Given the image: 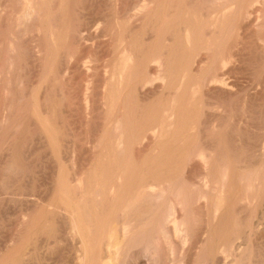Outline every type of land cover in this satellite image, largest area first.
<instances>
[{
  "label": "rangeland",
  "instance_id": "1",
  "mask_svg": "<svg viewBox=\"0 0 264 264\" xmlns=\"http://www.w3.org/2000/svg\"><path fill=\"white\" fill-rule=\"evenodd\" d=\"M46 1L0 0V264H264V0Z\"/></svg>",
  "mask_w": 264,
  "mask_h": 264
},
{
  "label": "bare ground",
  "instance_id": "2",
  "mask_svg": "<svg viewBox=\"0 0 264 264\" xmlns=\"http://www.w3.org/2000/svg\"><path fill=\"white\" fill-rule=\"evenodd\" d=\"M46 1V0H45ZM47 2V1H46ZM51 4V3H50ZM179 4V3H178ZM250 4V3H249ZM120 6V5H119ZM185 6V5H184ZM248 6V5H247ZM250 6V5H249ZM257 6V5H256ZM262 8V7H261ZM260 8V9H261ZM13 9V8H12ZM250 9V8H249ZM252 10H250V12L251 13H253V14H256L257 13V11H259L260 9L259 8H256V7H254V5H253V7L251 8ZM249 12V11H248ZM264 12V11H263ZM226 13V12H225ZM182 14V13H181ZM255 16V15H254ZM257 16V15H256ZM261 16V15H260ZM152 18V17H151ZM168 18V17H167ZM169 19V18H168ZM253 21V20H252ZM218 22V21H217ZM116 24V23H115ZM122 24V23H121ZM153 24V23H152ZM186 24V23H185ZM120 26V25H119ZM75 27V26H74ZM175 27V26H174ZM111 28V27H110ZM112 29V28H111ZM144 29H145V27H144ZM163 29H164V26H163ZM166 30H168V29H166ZM108 31V30H107ZM117 31V30H116ZM158 31H160V30H158ZM162 32V31H161ZM188 34V33H187ZM120 36V35H119ZM186 36V35H185ZM190 37V36H189ZM189 37L187 36V37H185L186 38V40L187 41H189ZM124 38V37H123ZM122 39V38H121ZM48 40V39H47ZM124 40V39H123ZM161 40H163L162 38H161ZM122 42V41H121ZM115 43V42H114ZM188 43V42H187ZM109 45V44H108ZM212 45V44H211ZM141 46V45H140ZM169 47H170V45H169ZM220 48V47H219ZM80 49H81V47H80ZM171 49V48H170ZM136 50H138V49H136ZM135 49H134V51H136ZM158 50V49H157ZM262 50V49H261ZM131 51V50H130ZM140 51V50H139ZM141 51H143V49L141 50ZM140 51V52H141ZM133 52V51H132ZM139 52V53H140ZM158 52V51H157ZM171 52V51H170ZM131 53V52H130ZM134 53V52H133ZM146 53V52H145ZM160 53H163V51L162 52H160ZM142 54V53H141ZM164 54V53H163ZM168 54V53H167ZM133 55H139V54H133ZM114 56H116V55H114ZM131 56H132V54H131ZM131 56H129V55H127V56H124L123 58H122V60H121V63L119 64V69H118V80H117V82H113L114 84L112 85V87H110V88H113V87H115V88H118V89H122V85L123 84H125V86H127V84L125 83L126 81H124L125 79H127L129 76H130V71H131V69H133L132 68V64L130 63L131 61V59L134 57H131ZM144 56V55H143ZM148 56V55H147ZM153 56H154V54H153ZM153 56H151L152 58H153ZM158 56H159V54H158ZM162 56V55H161ZM160 56V57H161ZM136 57V56H135ZM140 57V56H139ZM165 57V56H164ZM146 58V57H145ZM144 58V59H145ZM157 58V57H156ZM136 59V58H135ZM141 59H143V58H140L139 60H141ZM151 59V58H150ZM154 59V58H153ZM161 59V58H160ZM188 59V58H187ZM117 60H119V59H117ZM134 60V59H133ZM137 60H138V57H137ZM148 61V60H147ZM153 61H156V60H153ZM167 61H168V59H167ZM133 62V61H132ZM140 62V61H139ZM143 61H141V63H142ZM152 62V61H151ZM151 62H150V64H151ZM162 62V61H161ZM164 62V61H163ZM233 62V61H232ZM137 63V62H136ZM168 63V62H167ZM191 63V62H190ZM138 64V63H137ZM137 64H135L136 66H137ZM144 64H145V62H144ZM116 65V64H115ZM168 65V64H167ZM140 67H141V65H139ZM156 66V65H155ZM154 66V67H155ZM225 66V65H224ZM139 67V68H140ZM135 68V67H134ZM137 68V67H136ZM146 68H147V66H146ZM149 68V67H148ZM159 68V67H158ZM164 68H165V66H164ZM169 69V68H168ZM168 69H166V70H168ZM139 70H141V69H139ZM149 70V69H148ZM145 72V71H144ZM150 72H152V71H150ZM165 72H169V71H165ZM221 72V71H220ZM113 73V72H112ZM134 73H136V71L134 72ZM141 73V72H140ZM159 73H161V72H159ZM114 74H115V72H114ZM133 74V73H132ZM139 74V73H138ZM147 74V73H146ZM176 74V73H175ZM218 74H221V73H218ZM136 75V74H135ZM145 75V74H144ZM163 75V74H162ZM168 75V74H167ZM167 75H165V76H167ZM111 76H113V75H111ZM164 76V77H165ZM219 75H217V77H218ZM221 76V75H220ZM219 76V77H220ZM223 76V75H222ZM221 76V77H222ZM110 77V76H109ZM115 77V76H114ZM132 77H133V75H132ZM136 77V76H135ZM176 77V76H175ZM218 77V78H219ZM146 78H148V77H146ZM158 78V77H157ZM161 78V77H160ZM115 79V78H114ZM113 79V80H114ZM128 79H130V78H128ZM137 79V78H136ZM140 79H142V78H140ZM214 79V78H213ZM216 79V78H215ZM222 79H224V78H222ZM222 79H219V80H222ZM226 79V78H225ZM132 80H134V78L132 79L131 78V81ZM164 80V79H163ZM228 80H229V78H228ZM107 81V80H106ZM124 81V82H123ZM135 81V80H134ZM144 81H145V79H144ZM229 81H231V79L229 80ZM138 82H140V81H138ZM221 82V81H220ZM128 83H130V82H128ZM230 83V82H229ZM233 83V82H232ZM110 84V83H109ZM131 84V83H130ZM165 84V83H164ZM218 85V84H217ZM129 86V85H128ZM133 86H134V83H133ZM227 86H229V85H227ZM108 87V86H107ZM137 87V86H136ZM143 87V86H142ZM200 87V86H199ZM114 88V89H115ZM124 88H126V87H124ZM129 88V87H128ZM128 88H126V89H128ZM130 88H133V87H131V85H130ZM129 88V89H130ZM178 88V87H177ZM114 89H113V91H114ZM117 89V90H118ZM128 89V90H129ZM134 89V88H133ZM133 89H131V90H133ZM137 88H135V90H136ZM234 89V88H233ZM110 90H112V89H110ZM127 90V91H128ZM130 90V91H131ZM232 90V89H231ZM108 91V90H107ZM112 91V92H113ZM132 92V91H131ZM125 93H126V91H125ZM112 94H114V93H112ZM128 94V93H127ZM169 96H170V94H169ZM110 97H111V95H110ZM172 97V96H171ZM186 97V96H185ZM118 99V98H117ZM113 100H115V99H113ZM126 100V99H125ZM176 100V99H175ZM112 102V101H111ZM189 102V101H188ZM114 104H116V103H114ZM129 104V103H128ZM131 105H132V103H131ZM116 106V105H115ZM173 106H174V104H173ZM113 107H114V105H113ZM132 107V106H131ZM182 110V109H181ZM112 111V110H111ZM167 111V110H166ZM165 111V112H166ZM174 111V110H173ZM111 113H113V112H111ZM170 113H172L171 111H170ZM207 113V112H206ZM140 114V113H139ZM175 114V113H174ZM180 114V113H179ZM210 114V113H209ZM171 115V114H170ZM169 115V116H170ZM176 116V115H175ZM214 116H215V114H214ZM233 116H235V118H236V115H233ZM163 117L165 118V116H164V114H163ZM210 117H212V116H210ZM209 117V118H210ZM217 117V116H216ZM232 117V116H231ZM168 118V116H166V118H165V120ZM212 118H214V117H212ZM234 118V117H233ZM257 118V117H256ZM175 119V118H174ZM193 119V118H192ZM206 119V118H205ZM215 119V118H214ZM240 119V118H239ZM238 120V119H237ZM162 121H163V119H162ZM214 121V120H213ZM213 121H211L212 123H213ZM236 121V120H235ZM163 123H165V122H162V124ZM167 123V122H166ZM184 123V122H183ZM190 123V122H189ZM193 123V122H192ZM237 123V122H236ZM227 124V123H226ZM164 125V124H163ZM199 127V126H198ZM196 128V127H195ZM48 130V129H47ZM151 130V129H150ZM176 130V129H175ZM188 130V129H187ZM196 131H197V129H195ZM179 132V131H178ZM182 132V131H181ZM201 133V132H200ZM200 133H199V135H200ZM178 134V133H177ZM222 134V133H221ZM232 134V133H231ZM176 135V134H175ZM179 135V134H178ZM264 135V134H263ZM195 137V136H194ZM198 137V136H197ZM197 137H196V139H197ZM204 137V136H203ZM172 138V137H171ZM200 138V137H199ZM121 139V138H120ZM178 139H182V138H178ZM201 139H203V138H201ZM199 140V139H198ZM197 140V141H198ZM243 140V139H242ZM120 141V140H119ZM200 141H202V140H200ZM200 141H198L199 143H201ZM112 143V142H111ZM119 143V142H118ZM196 143V142H195ZM203 144H205V142L204 143H202V145ZM184 145V144H183ZM199 145V144H198ZM192 146V145H191ZM204 146V145H203ZM206 146V145H205ZM248 146V145H247ZM199 147V146H198ZM197 148V147H196ZM200 148V147H199ZM201 149V148H200ZM203 149H205V148H203ZM207 149V148H206ZM210 149V148H209ZM187 150V149H186ZM211 150V149H210ZM182 151H185V150H182ZM181 150H180V152H182ZM187 152V151H186ZM195 152H196V149H195ZM207 152V151H206ZM199 154H201V156L203 157V158H205L206 157V154H205V152L203 151V150H201V153H199ZM199 154H198V156H199ZM185 155H187V153L185 154ZM208 155V154H207ZM182 156H183V154H182ZM208 157V156H207ZM177 158V157H176ZM183 158V157H182ZM181 158V159H182ZM186 158V157H185ZM184 158V159H185ZM186 159H188V157L186 158ZM209 159V158H208ZM202 160V159H201ZM184 162H185V160H183ZM205 161H207V160H205ZM209 161H210V159H209ZM180 163H182V162H180ZM201 165V164H200ZM205 165V164H204ZM263 165V164H262ZM207 167V166H206ZM209 167V166H208ZM227 167V166H226ZM232 167V166H231ZM211 170V169H210ZM226 170V169H225ZM210 173V172H209ZM263 173V172H262ZM228 174V173H227ZM122 175V174H121ZM210 175V174H209ZM264 176V175H263ZM121 177V176H120ZM207 177V176H206ZM209 178H211V176L209 177ZM229 178V177H228ZM232 178V177H231ZM83 179V178H82ZM215 179V178H214ZM260 179H262L263 181L262 182H264V178H260ZM60 180H62V179H60ZM216 180V179H215ZM119 181H120V179H119ZM232 181V180H231ZM61 182V181H60ZM218 182H219V180H218ZM70 183V182H69ZM63 184V183H62ZM65 184V183H64ZM210 184H211V182H210ZM210 184H208V185H210ZM212 184H213V182H212ZM225 184V183H224ZM234 184V183H233ZM217 185V184H216ZM219 185H220V183H219ZM230 185V184H229ZM228 185V186H229ZM81 186V185H80ZM218 186V185H217ZM233 186V185H232ZM84 187V186H83ZM109 187V186H108ZM142 187H143V185H142ZM207 187H209V186H207ZM206 187V188H207ZM231 187V186H230ZM82 188V187H81ZM115 188V187H114ZM213 188V187H212ZM215 188V187H214ZM213 188V189H214ZM60 189V188H59ZM142 189V188H141ZM216 189V188H215ZM228 189H229V187H228ZM231 189V188H230ZM229 189V190H230ZM225 190H227V188L225 189ZM234 190V189H233ZM58 191V190H57ZM63 191V190H62ZM118 191H121V190H118ZM203 191V190H202ZM210 191V189L208 190V192ZM220 191V190H219ZM228 191V190H227ZM232 191V190H231ZM61 192V191H60ZM68 192V191H67ZM87 192V191H86ZM110 193L109 194V196L107 195V193ZM108 192H104V195L106 196V197H104L105 199L104 200H108V199H114L116 196V192H117V190L116 189H111L110 191H108ZM224 191L222 190L221 191V193L218 195V201L216 202V209L215 210H217V211H219L220 210V208L221 207H223L224 208V204L222 203L223 201H224V199L226 198L225 197V193H226V191L223 193ZM247 192V191H246ZM65 193V192H64ZM140 193H142V190H140L139 191V194ZM205 193V192H204ZM212 193V192H211ZM210 193V194H211ZM228 193V192H227ZM232 193V192H231ZM254 193V192H253ZM58 194V193H57ZM215 194V193H214ZM61 195V194H60ZM83 195V194H82ZM87 195H89L88 193H87ZM207 195H209V194H207ZM232 195V194H231ZM234 195H236V194H234ZM233 195V196H234ZM238 195V194H237ZM254 195H256V193H254ZM258 195V194H257ZM65 196V195H64ZM71 196V195H70ZM143 196V195H142ZM239 196V195H238ZM248 196V195H247ZM57 197V196H56ZM63 197V196H62ZM69 197V196H68ZM134 197V196H133ZM215 197V196H214ZM235 197V196H234ZM251 197V196H250ZM252 197H253V194H252ZM60 198H61V196H60ZM71 198V197H70ZM76 198V197H75ZM92 198V197H91ZM182 198V197H181ZM187 198V197H186ZM205 198V197H204ZM207 198V197H206ZM229 198H230V196H229ZM238 198V197H237ZM255 198V197H254ZM257 198V197H256ZM63 199V198H62ZM81 199V198H80ZM129 199V198H128ZM226 199H228V198H226ZM73 200V199H72ZM231 200V199H230ZM230 200H229V202H230ZM235 200V199H234ZM243 200V199H242ZM251 200V199H250ZM57 201V200H56ZM117 201V200H116ZM123 201V200H122ZM121 201V202H122ZM215 201V200H214ZM240 201V200H239ZM244 201V200H243ZM55 202V201H54ZM111 202H113V201H111ZM228 202V203H229ZM233 202V199H232V201L230 202V203H232ZM246 202V201H245ZM51 203V202H50ZM56 203H58V202H56ZM103 203V202H102ZM108 203V202H107ZM119 203V202H118ZM133 203H135V202H133ZM132 203V204H133ZM181 203V202H180ZM224 203H226V201L224 202ZM62 204V203H61ZM113 204V203H112ZM128 204V203H127ZM184 204V203H183ZM209 204V203H208ZM227 204V203H226ZM248 204V203H247ZM115 205V204H114ZM118 205V204H117ZM116 205V206H117ZM213 205V204H212ZM222 205H224V206H222ZM230 205V204H229ZM51 206V205H50ZM73 206V205H72ZM124 206V205H123ZM249 206H250V204H249ZM57 208H58V205L56 206ZM62 207V206H61ZM69 207H70V209L69 210H72L71 209V206L69 205ZM68 206H67V208H69ZM235 207V206H234ZM76 208V207H75ZM185 208V207H184ZM53 209V208H52ZM125 209V208H124ZM143 209V208H142ZM225 209V208H224ZM54 210V209H53ZM64 210V209H63ZM204 210V209H203ZM52 211V210H51ZM67 211H68V209H67ZM81 211V210H80ZM60 212V211H59ZM69 212V211H68ZM72 212H75V210L74 211H72ZM117 212V211H116ZM176 212H177V210H176ZM179 212V211H178ZM181 213V212H180ZM212 213V212H211ZM221 213V212H220ZM69 214H70V212H69ZM74 214V213H73ZM175 214V213H174ZM210 214V213H209ZM71 216H72V213L70 214ZM76 216H77V214H75ZM217 215V214H216ZM39 216V215H38ZM62 216V215H61ZM177 216V215H176ZM178 216L180 217V214L178 213ZM224 216V215H223ZM41 218V217H40ZM76 218V217H75ZM80 218V217H79ZM219 218H220V216H219ZM223 217H221V219H222ZM74 219V218H73ZM221 219H219V222L218 223H221V222H223V221H221L220 222V220ZM233 220V219H232ZM75 221V220H74ZM98 221V220H97ZM23 222V221H22ZM31 222V221H30ZM256 222H258V221H256ZM262 222V221H261ZM76 223V222H75ZM78 223H79V221H78ZM185 223V222H184ZM224 223V222H223ZM222 223V224H223ZM241 223V222H240ZM251 223V225H252V222H250ZM56 224V223H55ZM80 224V223H79ZM173 225V230H174V232L176 233V235H181V237H183L182 235H184L185 234V228H184V226H183V223L182 222H180L179 220H178V218L176 217L175 218V220H174V223H172ZM257 224V223H256ZM258 224H260V223H258ZM220 225V224H219ZM80 226H82V225H80ZM214 226V225H213ZM249 226V225H248ZM260 226V225H259ZM111 227V226H110ZM235 227V226H234ZM239 227V226H238ZM250 227V226H249ZM256 226H254V228H255ZM258 227V226H257ZM141 228V227H140ZM217 228V227H216ZM221 228H222V226H221ZM260 227H258V229H259ZM73 229H74V231L76 232V235H77V233H79L81 236H82V234L84 233L85 234V230H80V227L78 226V224L76 225V224H73ZM112 229H114V227L112 228ZM240 230H239V234H241V235H246L247 234V231L248 230H250V229H245V228H243V227H240L239 228ZM257 229V228H256ZM261 229H263V228H261ZM90 230V229H89ZM236 230V229H235ZM251 230H253V228L251 229ZM255 230V229H254ZM115 231V230H114ZM169 231V230H168ZM168 231H166L167 233H168ZM221 231V230H220ZM226 231V230H225ZM261 231V230H260ZM259 231V232H260ZM264 231V230H263ZM75 232H72V233H75ZM83 232V233H82ZM174 232L172 233V234H174ZM200 232V231H199ZM222 232H224L223 231V228H222ZM227 232V231H226ZM225 232V233H226ZM253 232V231H252ZM258 232V233H259ZM71 233V234H72ZM112 233H114V232H112ZM166 233V234H167ZM201 233H203V232H201ZM250 233V232H249ZM163 234V233H162ZM251 234V233H250ZM62 235V234H61ZM94 235V234H93ZM96 235V234H95ZM187 235V234H186ZM197 235V234H196ZM200 235V234H199ZM234 235V234H233ZM260 235V234H259ZM35 236V235H34ZM79 236V235H78ZM86 236V235H85ZM98 236V235H97ZM112 236V235H111ZM167 236H169V234L167 235ZM185 236V235H184ZM225 236V235H224ZM237 236V235H236ZM248 236H249V234H248ZM251 236H252V234H251ZM57 237V236H56ZM95 237V236H94ZM93 237V238H94ZM113 237V236H112ZM181 237H180V239H181ZM225 237H227V236H225ZM230 237V236H229ZM232 237V236H231ZM90 238V237H89ZM187 238V237H186ZM199 237H197V239H198ZM201 238V237H200ZM249 238H251V237H249ZM27 239V238H26ZM56 239V238H55ZM66 239V238H65ZM114 239V238H113ZM178 239V238H177ZM196 239V240H197ZM221 239V238H220ZM240 239V238H239ZM244 239H246V237H244ZM83 240H85V239H83ZM88 240V239H87ZM228 240V239H227ZM231 240V239H230ZM243 240V239H242ZM248 240V239H247ZM19 241V240H18ZM36 241H38V240H36ZM60 241V240H59ZM92 241V240H91ZM90 241V242H91ZM198 241V240H197ZM197 241L195 242V243H197ZM207 241V240H206ZM205 241V242H206ZM214 241V240H213ZM217 241H218V239H217ZM236 241V240H235ZM246 242V240H243V242ZM249 241V240H248ZM24 242V241H23ZM58 242V241H57ZM62 242V241H61ZM64 242V241H63ZM62 242V243H63ZM88 243H89V240L87 241ZM250 242V241H249ZM40 243V242H39ZM55 244H56V242H54ZM75 243V242H74ZM79 243V242H78ZM94 243V242H93ZM92 243V244H93ZM227 243H228V241H227ZM85 244V243H84ZM90 244V243H89ZM244 244H246V243H244ZM250 244V243H249ZM23 245V244H22ZM93 245H95V244H93ZM102 245V244H101ZM104 245V244H103ZM117 245V244H116ZM213 245V244H212ZM239 247H241L242 245H243V243H239V244H237ZM247 245V244H246ZM250 245H252V244H250ZM30 246V245H29ZM39 246V245H38ZM80 246V245H79ZM99 246V245H98ZM214 246H215V244H214ZM220 246V245H219ZM15 247H17V248H19L18 246H15ZM36 247V246H35ZM54 247V246H53ZM109 247H110V245H109ZM112 247V246H111ZM212 247V246H211ZM226 247H227V250H230L231 252H233L236 248V244L234 243V242H229V244H227L226 245ZM252 247V246H251ZM250 247V248H251ZM30 248V247H29ZM84 248V247H83ZM86 249V252H88L89 251V249H90V247H89V245L86 243V247H85ZM100 248V247H99ZM117 248V247H116ZM213 248H215V247H213ZM220 248H221V246H220ZM219 248V249H220ZM225 248V247H224ZM243 248H244V245H243ZM243 248H241V249H243ZM250 248H249V251H250ZM23 249V248H22ZM38 249V248H37ZM210 249V248H209ZM245 249V248H244ZM18 250V249H17ZM25 250V249H24ZM95 250V249H94ZM103 250V249H102ZM119 250V249H118ZM218 250V249H217ZM237 250V249H236ZM235 250V251H236ZM252 250V249H251ZM15 251H16V249H15ZM19 251V250H18ZM35 251H36V249H35ZM54 251V250H53ZM78 251V250H77ZM92 251H93V249H92ZM110 251H112L111 249H110ZM110 251H108V252H110ZM248 251V252H249ZM96 252V251H95ZM106 252V251H105ZM218 252H219V250H218ZM242 252V251H241ZM246 252H247V250H246ZM16 253V252H15ZM22 253V252H21ZM89 253V252H88ZM97 253V252H96ZM173 253L175 254V252L173 251ZM217 252H214V249H213V252L212 253H209V255H208V257H207V260H209V261H211L212 263H215L216 261V263L218 264V263H220V264H234L233 262H232V259H230L231 261H221V259L220 258H218L217 257V255H215ZM226 253H228V252H226ZM235 253V252H234ZM18 254V253H17ZM30 254V253H29ZM93 254V253H92ZM95 254V253H94ZM99 254V253H98ZM23 255H24V253H23ZM31 255V254H30ZM83 255H84V253H83ZM176 255V254H175ZM174 255V256H175ZM231 255V254H230ZM234 255V254H233ZM240 255V254H239ZM14 256V255H13ZM27 256V254L25 255V257ZM91 256V255H90ZM108 256H109V254H108ZM219 256H221V255H219ZM224 256V255H223ZM241 256V255H240ZM28 257H30V256H28ZM77 257V256H76ZM80 257V256H79ZM111 257V256H110ZM109 257V258H110ZM192 257V256H191ZM205 257V256H204ZM234 257V256H233ZM232 257V258H233ZM19 258H20V256H19ZM97 258V257H96ZM223 258V257H222ZM21 259V258H20ZM27 259V258H26ZM87 259H88V254H87ZM172 259V258H171ZM193 259V258H192ZM234 259V258H233ZM236 259V258H235ZM235 259L233 260V261H235ZM22 260V259H21ZM25 260V258L23 259V261ZM35 260V259H34ZM117 260V262H118V259H116ZM174 261H175V259H173ZM241 260V259H240ZM103 261V260H102ZM110 261V260H109ZM108 261V262H109ZM205 261V260H204ZM221 261V262H220ZM25 262V261H24ZM89 262V260L86 262V255L84 256V258H82V261H81V264H87ZM91 262V261H90ZM108 262H103L104 264H107ZM150 262V261H149ZM236 262V261H235ZM21 264H22V262H20ZM101 263V262H100ZM102 263V264H103ZM113 263V262H112ZM174 263V262H173ZM207 263V262H206ZM26 264V263H25ZM142 264V263H141ZM238 264V263H237ZM241 264V263H240Z\"/></svg>",
  "mask_w": 264,
  "mask_h": 264
}]
</instances>
